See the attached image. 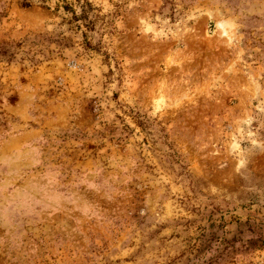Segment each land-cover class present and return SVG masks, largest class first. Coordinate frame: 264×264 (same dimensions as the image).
Wrapping results in <instances>:
<instances>
[{
    "label": "rangeland",
    "instance_id": "rangeland-1",
    "mask_svg": "<svg viewBox=\"0 0 264 264\" xmlns=\"http://www.w3.org/2000/svg\"><path fill=\"white\" fill-rule=\"evenodd\" d=\"M0 264H264V0H0Z\"/></svg>",
    "mask_w": 264,
    "mask_h": 264
},
{
    "label": "trees",
    "instance_id": "trees-1",
    "mask_svg": "<svg viewBox=\"0 0 264 264\" xmlns=\"http://www.w3.org/2000/svg\"><path fill=\"white\" fill-rule=\"evenodd\" d=\"M23 6H24V7H27L28 5H27V4H25V5H23ZM85 6H88V3H85ZM85 6H83L82 8H84ZM64 9H65V10H67V11H68V10H70V11H71V9H70L69 7H67V6H66V7H64ZM83 12H84V10H83Z\"/></svg>",
    "mask_w": 264,
    "mask_h": 264
}]
</instances>
